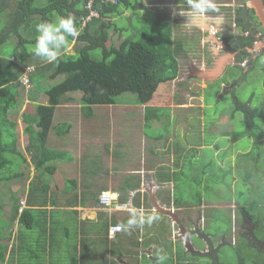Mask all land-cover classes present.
Wrapping results in <instances>:
<instances>
[{"label": "trees", "instance_id": "obj_1", "mask_svg": "<svg viewBox=\"0 0 264 264\" xmlns=\"http://www.w3.org/2000/svg\"><path fill=\"white\" fill-rule=\"evenodd\" d=\"M90 1L17 0L15 10L8 14L9 10L6 4L0 0V23L2 24V30H0V182L13 183L17 180L22 183L30 178L27 157L18 148V125L9 118L14 110L20 108L25 88L23 85H19V80L27 67L38 66L34 74L29 75L30 85L32 83L30 90L33 88L29 97L35 101L38 98L37 95L40 94L45 95L48 99L47 104L35 105L34 114H23L24 135L28 137L26 151L35 166V176L30 182L27 202L31 207H43L42 205L46 204L44 194L49 189L47 179L54 181L60 161L70 162L69 156L59 149L60 147L55 144L54 139L53 143H49V137L51 132H56L58 137H63L71 130L73 126L71 122L54 125L58 107L68 103L73 97L71 94H82V117L91 119L95 116L96 108L115 107L116 99L123 94H133L138 105H146L153 100L161 85L178 77L179 65L174 59L175 51H172V41L169 36L162 34V30L158 34L159 32H138L139 30L134 28L133 32L138 33L135 37L127 35L119 47L108 45V42L112 41L110 32L113 29L120 33V38L123 33L128 32L127 28L118 24L117 18H123L127 11H138L141 7L138 0H92V10L98 17H93L84 26L83 20L91 13V10L87 8ZM54 13L61 16H66L69 13L74 15L80 31L76 41L83 45H79L75 55H67L64 51L58 62L48 63L33 54L37 35L35 25L41 21L52 20ZM248 13L250 17H255L253 11H248ZM7 26L17 40L11 54L5 52V45L8 41L6 39ZM69 43H71V39ZM49 81L56 83L49 85ZM34 87L36 91H34ZM235 105L233 110L235 112L242 111L246 118V125L252 129L256 141L250 153L239 156V164L250 165L253 162L258 168L262 155L259 151H263L259 144L263 143L260 140L264 138V122L259 124L256 119L259 118V113H262V108H256L251 103L247 105L240 101ZM156 111L150 109L147 112L150 114ZM206 139L210 140V134H207ZM84 164L86 165L85 161ZM95 165H102L101 153L95 155L91 167L93 168ZM189 165H193L192 162ZM213 166H215L214 161L204 164L201 169L203 177L208 174L206 171L209 169L207 168ZM166 177L169 176L165 175L161 179ZM212 177L217 179L216 176L212 175ZM212 177H210L212 180H216ZM2 200L5 199L0 197V221L4 216ZM11 200L12 215L6 222L11 230L9 233L1 235L0 238L6 241L11 240L14 235L12 223L17 220L20 228L24 230H21V233L18 232V242L10 250V257L7 253L8 244L0 243V264H26L27 257L25 255H29V260L31 258L35 260L40 258L42 253H46L48 234L43 233L45 231L41 229L40 221H38L42 220V217L38 216L42 211L26 209L20 212L21 199L11 197ZM195 200L201 203V191L196 193ZM255 208L256 205L253 204L251 208H244V211L247 215H253L251 210ZM126 222L123 219L121 223L117 224ZM108 224L106 223L107 226ZM39 227L38 233L32 236L31 232ZM54 235L56 233H53V239ZM63 237L70 241H59L57 247L73 241L71 237L75 236L66 232ZM31 238L33 239L31 240ZM85 246L83 244V250ZM34 247L36 250L33 249ZM91 251V246L87 245L86 251H83V254L86 255L82 257V260L89 259L90 263ZM52 255L53 252L51 257ZM76 259L81 261V257H76Z\"/></svg>", "mask_w": 264, "mask_h": 264}, {"label": "crops", "instance_id": "obj_2", "mask_svg": "<svg viewBox=\"0 0 264 264\" xmlns=\"http://www.w3.org/2000/svg\"><path fill=\"white\" fill-rule=\"evenodd\" d=\"M213 73L211 71L207 74L209 76L212 74L214 79L218 75L214 77ZM203 76L209 80L206 73ZM205 87L206 84L202 86V90H207ZM197 100L199 103H197L198 106L196 108L199 110L194 114L187 112L188 117L182 108L171 111L166 106L153 105V100L146 105L140 104V106L136 100V106L133 107L134 110L128 111V115L133 118L136 126L142 127L147 124L151 126L153 124L154 129L162 131L166 127L165 130L161 133L152 132L151 134L140 132L141 134L134 136L128 134L130 132L128 126L119 128L128 137H137V140H139L140 135H142V138L145 139L144 150L148 154L145 155L143 150L145 157L142 158V164L144 162V166L141 165V167L144 170L146 168L148 171V180L153 181L154 179L158 185L159 191L155 193L157 194L155 197L158 196L160 202L172 199L171 207H174V212L179 219L180 215L186 214L187 208L194 209L202 205L203 208L207 209V212L211 213L214 210L213 207H215L216 200L221 199L227 202V199L224 200L219 193L217 195V190L212 188L214 183L218 181L212 180L210 177L206 179L207 175H205L203 181L197 183L200 185V187L198 186L200 190L197 193L199 191L202 192L201 203L196 201L195 203L197 204L187 205L188 200L186 201L185 197L176 194L179 191L177 185L180 181V176L187 172V168L193 166L191 168L195 169V171L201 169V167H197V164L187 166L189 159L198 162L202 160L206 162L214 161L215 166H218L219 169H224V164L229 161L232 164L231 168H252L247 164H239V156L250 153L256 144L252 129L248 128L245 123L241 124L240 122V125L246 126L244 131L235 132L234 126H236V121L240 118L236 120L237 114H243L242 112H235L234 110L233 112H223L224 109L220 104L216 107L214 103L208 104L206 97L203 95ZM77 101L81 104V98L72 97L68 103L61 105V107H68ZM224 101L226 102V100ZM221 103L224 102L222 101ZM184 106H186L185 103ZM81 108L80 114L83 116ZM150 109L157 111L149 114L147 111ZM115 114L112 115L114 116ZM181 115H184L186 120H184V125L179 131L178 127L181 123L177 119ZM193 118L198 120L197 124L199 125V131L196 134L192 133L191 126H187V120ZM83 130L78 131L77 139L75 138L77 134H74L71 128L68 133L63 137H58V140H56L55 144H58L59 149L69 156L70 162L60 161L54 181L47 179L49 189L44 194V202L46 204H43V207H31L27 204L30 182L35 176V171L31 173V177L28 180L26 179V182H28L27 189L23 192L24 196L20 200L19 210L21 212L26 209L36 212L42 211L38 214V216L42 217V220H37L40 221L41 229L45 231L43 233L48 234V250L46 251L48 261L46 259L45 262L47 264L58 263V253L53 258H51V254L52 252L54 253V248L57 247L59 241H62V237L66 232L75 236L71 238L74 242L77 241L76 257H81L82 264H88V259L82 260V257L86 255L83 254L82 246L87 238L89 242L86 244L85 250L87 245L92 248V259H90L89 264H110L112 260L111 253L114 249L125 250L127 246L129 247L137 239L138 228L132 229L130 232H125L122 229L114 235L111 234V228L120 225L117 223H121L123 219L127 221L128 219L126 218H130V213L133 210L137 212L141 207H145L144 196L137 193L145 185L142 173H136V171H140L138 169L140 164H137L135 159H131L130 164L126 165L116 155L115 143L122 146L127 142L126 139L120 140V138L113 136L107 149H104L105 146L100 148V145L105 144L106 141L100 142L99 138H107L108 134L114 129ZM207 134L212 137L210 141L206 139ZM174 139L177 141L173 142ZM223 141H227V144L224 145ZM238 145L242 149L235 150ZM142 146L144 147L143 144ZM123 152L131 153L126 149H123ZM97 153L102 154V165H95L92 168L91 164ZM27 161L29 167L31 165L34 166L31 159L28 160L27 158ZM165 175L169 177L161 179ZM234 181L236 182L237 179L234 178ZM233 191L234 189L232 193ZM103 193H109L111 199L106 206L101 203V195ZM144 194L147 195L146 193ZM10 197L14 199L18 196L17 194H12ZM126 204H129L128 210L124 209V207H119ZM147 204L150 205V202H147ZM233 205L230 204L228 206L233 209ZM222 218H224L223 215ZM180 221L182 222V219ZM106 223H109L108 226ZM158 223H160V220L156 218L150 225L147 223L146 229L150 230V228L158 226L156 225ZM15 224L18 225V232H20L21 226H19L18 220ZM53 233H56L54 239L52 238ZM123 233L124 236L120 237ZM98 247H102L100 252L97 251Z\"/></svg>", "mask_w": 264, "mask_h": 264}, {"label": "flooded vegetation", "instance_id": "obj_3", "mask_svg": "<svg viewBox=\"0 0 264 264\" xmlns=\"http://www.w3.org/2000/svg\"><path fill=\"white\" fill-rule=\"evenodd\" d=\"M214 2L219 11H210L201 16L188 6V0H154L150 6L164 10L160 9L163 15L156 16V21L151 23L149 30L151 33L159 32L158 34L162 30V34L170 37L172 51H175L174 59L179 65L178 77L165 84L179 79L182 72L180 61L183 65L193 68H197V65L199 71H203V75L206 73L209 78L207 82L201 79H197V82L200 86L206 84L205 89L212 94L216 91L215 105L230 99L236 107L235 103H244L237 90L247 82L249 75L255 72L261 74L262 81L261 78L257 81L262 84L264 90V28L258 19H254L256 15L248 6L249 0ZM231 8H234L231 13L232 22L224 25L221 21L223 19L226 22L227 10ZM172 11L174 16L177 13L175 18L171 17ZM248 11H253L255 17L251 18ZM209 17L216 20H210ZM160 25H163L160 31L152 30V27ZM222 62H225V65H221ZM230 69L234 71H231L228 79L223 80ZM211 71L214 76H218L213 79L207 74ZM190 73L196 74L193 71ZM218 83L220 84L216 87ZM198 95L199 92L193 93L195 97ZM253 98L245 104L250 105ZM184 103L181 96H174L173 102L166 107L171 111L176 108L180 110ZM152 183L153 187L145 184L137 191L144 196L145 207L138 208L137 213L145 216V223L143 227L138 228L136 241L125 250L114 249L110 264H155L158 249H163L168 255L165 264H264V216L247 215L244 206L235 203L234 211L239 214H234V218L229 221L228 215L221 213L218 219L223 226H220L217 219L212 222V211L207 212V209L200 205L194 209L187 208L186 214L180 215L181 222L178 216L175 218L171 215L173 200L160 202L158 196L155 197V193L159 191L158 185L154 179ZM147 202H150V205ZM119 207L127 209L129 204ZM220 207L222 205L213 209ZM226 208L231 209L230 206ZM149 215L160 220V223L156 224L158 226L150 230L146 229Z\"/></svg>", "mask_w": 264, "mask_h": 264}, {"label": "rangeland", "instance_id": "obj_4", "mask_svg": "<svg viewBox=\"0 0 264 264\" xmlns=\"http://www.w3.org/2000/svg\"><path fill=\"white\" fill-rule=\"evenodd\" d=\"M153 1L154 0H138L139 5H141L138 11H135V12L127 11L124 14L123 18L122 17L117 18V22L119 21L118 24L127 28L128 32L123 33L122 38H120L121 36V35L119 36L120 33L115 32V30L113 29L110 32L112 35V41L111 43L108 42V45L112 44V45H115L116 47H119V45L122 43L123 39L127 35H131L135 37L138 33L133 32L134 28L139 30L138 32L141 31V32L151 33L150 32L151 23L156 21L155 20L156 16L163 15L162 14L163 12H161V10L162 11L164 10L163 8L157 9L156 6L151 7L150 3H153ZM4 4H6V7L9 10L8 14L13 13L17 5V0H6ZM234 8L227 10L226 22H224L223 19L221 21L224 25H228L229 23L232 22L231 13H233L232 11L234 10ZM174 9L175 7L173 8V11ZM173 11L171 12L172 13L171 17L175 18L177 13L174 16ZM210 18L211 17H209V19ZM212 19L216 20V18H213V17ZM0 27H1L0 30H2L1 23H0ZM162 28H163V25H160L154 28L152 27V30L160 31ZM9 29L10 28L7 26L6 30L10 32ZM6 37L10 41H7V44L5 45L6 46L5 52L6 54H11L13 51V46H16L17 44V40L15 38V35L12 33H7ZM26 37L28 38V35H26ZM79 45L82 46L83 43L78 44L77 41L74 44L70 43V48L66 50L65 53L67 55H75L77 52V49L79 48ZM180 63H181L180 69L182 70V72L179 76V79H177L175 82L169 83L168 85L167 84L161 85V87H159L158 92L154 95L153 105L166 106L173 102L174 96H179V98L181 96L186 105V106L182 105L181 108L182 110H185V115L187 116V112L194 114L196 113L197 110H199L198 108H196L198 106L197 103H199L197 99H200L199 96L201 95L206 97L208 104L209 103L215 104V94H216L215 92L216 91H214V93L212 94L207 90H201L202 86H200V83L198 84L197 82V79L208 81L207 78L205 77L203 78L204 72L197 71L199 69L197 65H196L197 69H192L191 67H188V65L187 67H185V65H183L181 61ZM197 63L199 64L202 62H197ZM191 66H193V64ZM37 67H38L37 65H34V66H31L30 68H27L23 76L20 78L19 85L21 84L25 88L24 96L21 99L20 108L17 110H14L9 116L10 120L14 123H17L18 125L17 127V133L19 135L18 148L25 154L28 160H30L31 157L29 153L26 151V147L28 145V137L24 135L25 124L23 122V114L25 113L34 114L36 104H47V101H48L45 95H40V94L37 95L38 98L35 99V101H33V99L29 97L30 91H32L33 88L32 90H30L32 87V83L30 85V82H27V79H28L27 76H29L30 73ZM191 71L195 72L197 75L191 74L190 73ZM231 71H234V70L230 69L228 72V75L223 80H226L230 77ZM198 73H200L201 76ZM32 74H34V72ZM198 76H200V78H198ZM210 76L213 77L212 74H210ZM187 77L190 81H187ZM261 77H262L261 74L259 73L256 74V72L253 75L252 74L249 75L247 78V82L242 84L240 88L237 90L238 96H241V99L244 103H247L252 97H254L253 101L251 102L252 106L256 108L257 107L262 108V113H259L258 115L259 118L256 119L257 123L259 124L260 122H264V90H263L262 84L260 82L258 83L257 81L258 78H261ZM192 79L194 80L191 81ZM55 81L58 82L57 80ZM260 81H262V78L260 79ZM24 83L26 84L24 85ZM55 83L54 81H49V85L55 84ZM219 84L220 83L216 84L215 86L217 87L219 86ZM42 86H43V83H42ZM34 91H36L35 87H34ZM198 92H199L198 97L193 96V93H198ZM71 95H73V97H76L77 99H80L82 96L81 93H74ZM116 103L117 104L113 108H110L107 106L96 108L94 110L95 116L91 119L82 117V115L80 114L81 104L78 101L73 103L72 105H69L68 107L59 106L57 118L54 121V125H58L59 123L71 122L73 125L72 126V130L74 131L73 133L77 134V136L75 137L76 139L78 138V131H82V129H84L83 131H85L86 129H103V130L104 129L109 130V128H111V130L114 129L108 134L107 138L106 137L99 138L100 142L106 141L105 144L100 145V148H103V146H105L104 149H107L109 147V143H110L109 141H111V138L113 136L120 138V140L126 139L127 142L122 146L118 143H115L116 155L118 156L119 159H122V162L125 163L126 165L130 164L131 159H135V162L137 164H140V167H138L140 171H136V173H142L143 183L149 185V187H153V183H152L153 181L148 180V174H147L148 171L146 170V168H145L146 170L145 171L144 168L141 167V165L144 166V162L142 164V161H143L142 158L145 157L143 155V150L146 145L144 143L145 139L142 138V135H140L139 140H137V137H128L127 135H125L124 132L120 131L119 128L128 126L130 128L129 129L130 132L128 134L129 135L132 134L136 136L144 132L148 134H151L152 132L161 133L165 130L166 127L163 128L162 131H158V129H154L153 124H151V126H149L148 124L143 125L142 127L136 126V123L133 121V118H131L128 115V111H133L134 110L133 107L136 106L135 105L136 97L133 94H123L119 96L116 99ZM216 106L217 105H215V107ZM220 106L224 109L223 112H233L234 103H232L230 99H226L225 103H220ZM187 107H193V108L188 109ZM116 112L117 114H115ZM112 114H115V115L113 116ZM184 118L185 116L181 115V117L177 119V121L181 123V125L178 127L179 131L182 129V125H184L183 124L184 120H186ZM237 118L239 119L237 120ZM236 120H237L236 126H234L235 132L244 131L246 129V126L240 125V122L241 124L243 123L246 124L245 116L241 113H238ZM197 123H198V120L194 118L191 120L190 119L187 120V126H191L190 129L193 134H196L199 131V125ZM211 138L212 137L210 136V139ZM53 139L55 142L56 140H58V135L56 132L55 133L51 132L50 137H49V143H53ZM175 141L177 140L174 139L173 142ZM260 142L264 143V138H262ZM142 144L144 145V147L142 146ZM223 144L224 145L227 144V141H223ZM259 145L262 146L260 149L263 151H259L261 152L262 155L260 159V165L258 168L255 167L253 162H251L250 164V166L253 167V169H250V167L246 169L245 168H240V169L231 168L232 167L231 161H229L227 164H224L225 167L222 170L219 169L217 166L207 168L209 170L206 171L208 173L206 179L208 177H211L212 175L216 176L217 179L215 177H212V178L216 179L218 182H215L212 188L217 190V193H216L217 195L219 193L220 196L223 197L224 200L227 199V202H224L221 199L216 200L215 207H218L220 205H222V207H220V209L215 208V210H212V216L214 218L212 222H214L217 219V222L219 223V225L223 226V224L218 219V216L221 213H226L228 215L229 221H231L234 214L238 215L239 212L236 214V211L229 210L228 208H226V207H229L228 205L230 204L231 205L235 204V202L240 205L245 206L246 208H250L251 205L254 204L256 205V208L251 210L253 215L254 216H264V145L262 143H260ZM239 148L242 149V147L238 145L235 148V150H238ZM123 149H126L128 150V152H131V153L123 152ZM146 154L148 153L145 151V155ZM204 161L205 160L198 162V161H193L192 159H189L187 165H189L190 162H192V164H197L198 165L197 167L199 168L201 167L202 169V166L206 162ZM146 166H147V163H146ZM28 169L30 170V173L28 175L29 177H31V173L35 171L34 170L35 167L31 165V167H29ZM201 169L195 171V169L187 168V172H185V174L180 176V181L178 182V185H177L179 188V191H177L176 194L178 196L185 197L186 201L188 200L187 205L192 206L193 204H197L195 203L196 202L195 195L197 191L200 190V188L198 187L199 185L197 183H199L200 181H203V179L205 178V176L203 177ZM172 177L175 178V176L173 175ZM234 178L237 179L236 182L234 181ZM23 183H26V185H24ZM27 184L28 182L26 181L19 183L17 182V180L14 181L13 183L12 182L11 183L0 182V197L2 199H5V200H2V203H4V207H3L4 216L2 218L3 220L0 221V236L5 235L6 233H9L11 230L8 224H6V222L11 218V211L13 208L12 200L10 196L12 194H17V196L20 199L23 198L24 196L23 192L25 191V189H27ZM233 189L234 191L232 193ZM233 207H236V206L233 205ZM12 227L14 230V235H12V238L10 241H6L3 238L2 239L0 238V243H6L9 246V250L7 252L9 254L8 257L11 256L10 250L18 242L17 234H16L19 229L18 225H16L15 223H12ZM21 230H24V229L20 228L19 233H21ZM39 230H40V227L33 230L31 232L32 236L38 233ZM121 236L123 237L124 233L121 234L120 237ZM32 239L33 238H31V240ZM62 241H70V240L68 238L63 237ZM88 242H89L88 238L84 240L85 245L88 244ZM77 248H78L77 241L67 242L65 244H62L56 247L51 258H53L55 253H58V263L57 264H82L79 259H76ZM33 249L36 250V247H34ZM101 249L102 247H98L97 251L100 252ZM83 251H86V250L84 249ZM25 256L27 257L26 264L27 263L28 264H47L45 263L46 259L48 258L46 253H42L40 258L35 259V260H33L32 258L31 260H29V255H25ZM88 264H89V259H88Z\"/></svg>", "mask_w": 264, "mask_h": 264}, {"label": "clouds", "instance_id": "obj_5", "mask_svg": "<svg viewBox=\"0 0 264 264\" xmlns=\"http://www.w3.org/2000/svg\"><path fill=\"white\" fill-rule=\"evenodd\" d=\"M188 6L193 12L201 16L210 11H219L214 0H188ZM53 16L54 18L52 20L41 21L35 25L37 35L33 46V54L35 57L48 63L58 62L62 52L70 48L69 40L71 39V43L74 44L80 35L77 21L73 14L69 13L66 16H61L54 13ZM8 33L10 32L8 31ZM7 40L9 41L8 38ZM34 71L35 69L30 74ZM27 78V82H29V76ZM103 205L106 206L107 204ZM244 208L246 207L244 206ZM234 209L235 207L232 210ZM155 219L154 216L149 215L147 216V223L150 225ZM144 223L145 216L134 210L127 222L117 227L123 229L125 232H130L132 229L143 227ZM166 260H168L167 253L163 249H158L155 254V264H165Z\"/></svg>", "mask_w": 264, "mask_h": 264}, {"label": "water", "instance_id": "obj_6", "mask_svg": "<svg viewBox=\"0 0 264 264\" xmlns=\"http://www.w3.org/2000/svg\"><path fill=\"white\" fill-rule=\"evenodd\" d=\"M248 6L254 11L259 23L264 28V0H249ZM224 63V64H223ZM221 65H225V62L220 63ZM215 77V76H214ZM200 78V76H198ZM213 78V77H212ZM158 201V200H157ZM171 215L175 216L177 218L174 207H171L170 209ZM156 214V213H155ZM154 214V215H155Z\"/></svg>", "mask_w": 264, "mask_h": 264}, {"label": "built area", "instance_id": "obj_7", "mask_svg": "<svg viewBox=\"0 0 264 264\" xmlns=\"http://www.w3.org/2000/svg\"><path fill=\"white\" fill-rule=\"evenodd\" d=\"M93 4H92V0L88 3L87 8L91 10V13L88 17H86L83 20V25L85 26L87 22H90L92 20L93 17H98V15L92 10ZM101 202L103 204H108L110 202V197H109V193H104L101 197ZM121 228L118 227H113L111 229V234L114 235L116 232L121 231Z\"/></svg>", "mask_w": 264, "mask_h": 264}]
</instances>
